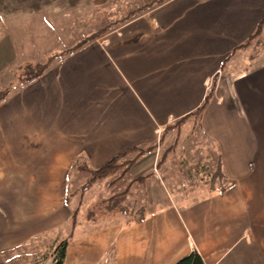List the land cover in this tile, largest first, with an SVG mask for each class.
<instances>
[{
    "label": "crops",
    "instance_id": "crops-1",
    "mask_svg": "<svg viewBox=\"0 0 264 264\" xmlns=\"http://www.w3.org/2000/svg\"><path fill=\"white\" fill-rule=\"evenodd\" d=\"M111 1L0 0V90L62 50L30 43L32 30L70 38L81 26L65 15ZM263 18L264 0H166L13 86L0 100V264H52L68 236L64 264H175L194 249L205 264H264V26L233 53ZM154 145L113 185L78 191L81 165Z\"/></svg>",
    "mask_w": 264,
    "mask_h": 264
},
{
    "label": "rangeland",
    "instance_id": "rangeland-1",
    "mask_svg": "<svg viewBox=\"0 0 264 264\" xmlns=\"http://www.w3.org/2000/svg\"><path fill=\"white\" fill-rule=\"evenodd\" d=\"M151 1H154V0H112L111 2H107L104 5L96 4V5L89 6L87 8L88 10H82V11H78V12L72 11V12H74V14L71 13L69 15H65V18H67V19H65V21H64L65 22L64 27L66 28L67 25H70L71 27L74 26V23L77 20L80 22L81 29H79V31L77 33L73 31V33H72L73 36L70 38L67 36V33H66L67 31H65V29L62 31L51 30V31L47 32V31H40V30H38V28H36L35 29V31L37 33L36 37L34 35L35 34L34 30H32L30 32L29 36H27L28 34H26L25 36H27V38H29L30 43L35 42V44L38 45L41 42V45L44 46V48H46V49L51 48V50H53V51L59 50V49L64 50V49L72 47L74 44H76L78 41L82 40L86 36H88L92 33L98 32L107 26L108 27H107L106 31L102 35H104L105 33H107L110 30H114V29L120 27L121 25H123L125 23V22L119 21L121 18L126 16L131 11H133V10H135V9H137V8L147 4V3H150ZM67 20H69V22ZM67 22H68V24H67ZM43 34H44V36H42ZM73 37H76L77 40H73ZM44 40H46V42ZM261 40H264V34H262ZM27 43H28V41H27ZM30 43H28V44H30ZM43 43H45V44L43 45ZM34 45L32 47H34L35 49L31 51V57H35L36 56L35 54L37 53V51L40 48H42V47H38V46H34ZM64 47H66V48H64ZM62 50H60V51H62ZM57 52H59V51H57ZM42 61H44V60H42ZM18 75H20V72L17 69L14 71V74H13L14 78L13 79H11V75H9L10 79L7 80V84L4 87H7L8 85H12L13 83H14V85H12V87L21 84ZM166 145H168V143H164V145H163V149H162L163 153H162L161 157L159 158V162L163 161V159H165L166 153L173 149V146H170V147L165 149L164 147H166ZM131 159H124L123 160V157L120 158L119 161L117 162L120 167L114 173H111V174L105 176V177H107V179H105V181H102L99 183L100 187H101V184L102 185H105V184L113 185L114 183H116L117 180H119L121 177H123V175H125L130 170L129 169V170L125 171V168H126L128 161ZM89 177H90V174H88V177L82 181V183L80 184L81 186L78 188V191H80L82 196H83V194H85V192L87 190H89L94 185V183L97 180H99V179H97L88 189H86L85 191L82 192V186L85 184V182L88 180ZM126 179L127 178H125L124 181H122L123 184L126 183ZM102 190L105 192V193L102 192L103 194L107 193L106 187L105 188L103 187ZM125 193H126V191H121V192L113 194L109 198L99 202V204L93 209L95 211V214H93L94 215L93 217H97V218L105 217L109 211L112 212L114 210V206H116V205L120 206L121 205V202L118 201L117 198L124 196ZM99 195H100V193H99ZM90 212L91 211H89L88 213H90ZM46 251L50 252L51 250L48 249ZM53 252H54V250H53ZM48 255H49V253H48Z\"/></svg>",
    "mask_w": 264,
    "mask_h": 264
},
{
    "label": "trees",
    "instance_id": "trees-1",
    "mask_svg": "<svg viewBox=\"0 0 264 264\" xmlns=\"http://www.w3.org/2000/svg\"><path fill=\"white\" fill-rule=\"evenodd\" d=\"M164 1H166V0L151 1L150 3H147V4L141 6L137 9L131 11L126 16L121 18L119 21L126 22V21L142 14L143 12L153 8L154 6H157L161 3H163ZM263 26H264V18L258 24L255 32L246 40V42L244 44H241L240 46H238L234 50L233 53H235V51H237L239 49L246 48L250 44H252V42L261 35L262 30H263ZM107 27H105L104 29H102L98 32H95V33H92V34L86 36L85 38L78 41L76 44H74L70 48H67V49H64L62 51H59V52H56L54 54L49 55L42 62H35L34 63V62L29 61V62L23 63L18 68V71L20 72V75H18L19 79H20V83H27V82L39 77L50 66V64L52 63V61L55 58L61 57V56L68 54V53H71V52L77 50L78 48L82 47L83 45H85L89 41L95 40L96 38L100 37L106 31ZM215 84H216V79L214 78L213 84L211 85V88H210L208 94L206 95L203 104L194 112L195 114H200L202 112V110L204 109L205 105L210 100V98L213 96ZM12 85H14V83ZM12 85H8L7 87L0 90V100L4 99L6 97V95L8 94L10 89L12 88ZM187 117H189V114L182 117L181 119H179L173 125V127L180 125L185 119H187ZM162 138H163V135H162ZM156 147L157 146L154 145V146H149L148 148L139 150V152L136 154V156L128 161L126 168H125V171L129 170L136 163V161L140 155H142L145 152L153 151L156 149ZM124 155L125 154H120L118 156H115L114 158L109 160L105 165H103L102 167H100L98 169H94V170L89 169L87 166L81 165L80 167L82 169L88 170L90 173V177L85 182V184L82 186V192L85 191L86 189H88L97 179L103 178V177H105L111 173H114L120 167L117 162ZM226 188H227V185H223V186H221L220 190L224 191ZM77 213H78V210H76L72 215V222H71L72 227L75 226V224L77 222ZM68 243H69V236L62 239L56 245V247L54 248V252L52 253V256H53L52 264H64V260L66 257V249H67ZM175 264H205V263H204L201 255L198 253V251L194 249L191 251V253H189L187 256L181 258Z\"/></svg>",
    "mask_w": 264,
    "mask_h": 264
}]
</instances>
